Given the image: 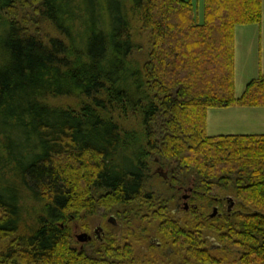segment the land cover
Returning <instances> with one entry per match:
<instances>
[{"label": "trees", "instance_id": "1", "mask_svg": "<svg viewBox=\"0 0 264 264\" xmlns=\"http://www.w3.org/2000/svg\"><path fill=\"white\" fill-rule=\"evenodd\" d=\"M261 13V0H203L201 21L191 0H0V264H264V132H206L210 107L264 106V72L234 92V26ZM188 179L194 206L175 216ZM99 212L142 220L130 237L158 222L152 253L110 232L75 246L66 223Z\"/></svg>", "mask_w": 264, "mask_h": 264}, {"label": "rangeland", "instance_id": "2", "mask_svg": "<svg viewBox=\"0 0 264 264\" xmlns=\"http://www.w3.org/2000/svg\"><path fill=\"white\" fill-rule=\"evenodd\" d=\"M193 3L194 11L198 20H202L203 17V0H191ZM262 19L261 23H245V24H236L234 26V92L235 95H239L244 88L245 81L247 79H251L255 77L260 70V66L264 69V10H262ZM141 23L138 21H133L132 26V34L136 41H141L145 46L148 45L149 41V32L147 30L142 29ZM43 29V28H42ZM52 31L51 28L48 29ZM67 99L63 98H51V102L54 103H62ZM221 116L220 109L217 107H210L207 109L206 116V132L207 134L214 133H224V128H221ZM158 168H161V171H168V165L162 164H154L153 171L159 173ZM161 175V174H159ZM190 183L189 179L184 183V186ZM152 187L154 189L159 187V178L152 179ZM181 191H178L170 203V208L172 213L175 216H182L185 211L188 210L191 202H187L188 208L183 209L184 199L180 197ZM197 200L196 202H198ZM194 203V201L192 202ZM30 210H34V208L30 207ZM210 211V210H209ZM211 212V211H210ZM113 216L115 222L110 221L109 217ZM144 219V218H142ZM142 220L136 219L134 224H124L118 217H116L113 213L104 214L102 212L89 214L87 216H83V218H73L69 220L66 224L70 226L72 232V238L74 241V245L77 247L86 246L90 251L93 247H97L100 245L101 240L93 237L91 241L82 243L77 239L76 234L81 231H87L89 233L95 232V228L98 225H102L104 228V232L100 234L101 237H105L108 232L114 233L117 236V239L125 238L129 236L130 227L135 228L140 224ZM143 224V222H142ZM158 222L149 223L147 232H143L142 230L133 234V236H129V239L136 242V253L141 254H151L152 247L151 243L153 238L156 236ZM133 225H135L133 227ZM143 234L144 237H143ZM126 235V236H125ZM140 237L143 240L137 242L135 238ZM230 250V249H228ZM226 250V251H228ZM219 251V250H218ZM217 252V251H215ZM222 250L216 253L218 255ZM229 258H232L233 251L230 250L226 254ZM178 259V260H177ZM173 264H180L179 258L173 260Z\"/></svg>", "mask_w": 264, "mask_h": 264}, {"label": "crops", "instance_id": "3", "mask_svg": "<svg viewBox=\"0 0 264 264\" xmlns=\"http://www.w3.org/2000/svg\"><path fill=\"white\" fill-rule=\"evenodd\" d=\"M261 7L264 10V0H261ZM259 71L264 72L263 67L260 66ZM219 109L224 133L264 132V106L231 105Z\"/></svg>", "mask_w": 264, "mask_h": 264}, {"label": "flooded vegetation", "instance_id": "4", "mask_svg": "<svg viewBox=\"0 0 264 264\" xmlns=\"http://www.w3.org/2000/svg\"><path fill=\"white\" fill-rule=\"evenodd\" d=\"M176 189H177V192L178 191H181L182 190V192L180 193V197L181 198H183L184 199V202H183V209H186V208H188V204H187V202H191V205L189 206V207H191V206H194V203H192L193 201H192V198H193V193H194V189H193V187H192V185H191V182L188 184V185H186V186H184V185H182V184H178L177 186H176ZM232 199H227L226 200V204L228 205V206H230L231 204H232ZM214 208H215V212H214ZM215 213H217V206L216 207H213L212 208V211L209 213V216H213ZM219 213V212H218ZM99 226V225H98ZM98 226L95 228V232H94V234L92 233V238L93 237H96V238H98V239H100V234H101V232L103 233L104 232V228H103V226H102V230H100L99 228H98ZM92 238L89 240V241H91L92 240ZM153 239H155V238H153ZM88 242V241H87Z\"/></svg>", "mask_w": 264, "mask_h": 264}, {"label": "water", "instance_id": "5", "mask_svg": "<svg viewBox=\"0 0 264 264\" xmlns=\"http://www.w3.org/2000/svg\"><path fill=\"white\" fill-rule=\"evenodd\" d=\"M158 171H159V174H161L163 177H166V172L161 171V168H158ZM214 212H215V208H214ZM109 220L115 222L113 216H110ZM98 228L100 230H102V226L101 225H99ZM76 237H77L78 240H80L82 243H84V242L89 241L92 238V234L87 232V231H81L80 233L76 234ZM100 240H102V237H100Z\"/></svg>", "mask_w": 264, "mask_h": 264}]
</instances>
